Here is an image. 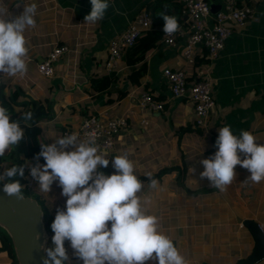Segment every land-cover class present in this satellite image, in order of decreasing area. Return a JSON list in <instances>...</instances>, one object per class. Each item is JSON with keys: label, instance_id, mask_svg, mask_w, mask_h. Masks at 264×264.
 <instances>
[{"label": "crops", "instance_id": "crops-1", "mask_svg": "<svg viewBox=\"0 0 264 264\" xmlns=\"http://www.w3.org/2000/svg\"><path fill=\"white\" fill-rule=\"evenodd\" d=\"M162 1L179 2L109 0L104 17L92 22L85 20L90 0H0V17L8 19L21 14L28 4H36L35 24L24 31L26 71L11 76L0 71V96L6 95L8 110L12 107L25 113L37 106V113L44 115L38 117L43 139L49 144L63 137L65 130L76 129L90 114L102 122L116 115L125 117L128 128L115 138L111 150L103 151L96 145L109 160L98 170L115 172L112 157L127 153L142 184L137 195L143 210L157 216L160 230L173 240L187 264H238L254 246L243 221L254 219L264 231V180H248L249 170L237 164L232 182L221 191L200 175L204 170L201 161L213 158L218 130L226 124L235 135L248 130L257 143L264 144V0H239L253 7L254 15L242 27L228 23L232 33L218 58L210 60L206 50L197 47L195 61L189 63L182 55L185 37L174 46L159 37L150 42L147 71L140 82L130 80L129 67L122 60L114 72L116 81L96 89L104 82L101 78L113 73L106 67L111 41L136 23L141 11H148L152 18L153 14L167 13ZM213 1L217 5L221 2ZM184 22L183 16L180 26L184 27ZM163 28L157 30L162 32ZM58 45L68 50L55 63V73L41 75L37 64ZM167 67L183 69L189 86L204 73L210 75L215 103L206 128L195 125L194 103L187 95L172 96L163 74ZM121 92L125 94L118 98ZM143 92H150L163 108H142L139 100ZM79 143L65 150H73ZM22 152L34 155V147L25 146ZM240 155L243 159L244 154ZM152 179L157 181L156 187L151 186ZM29 183L33 191L38 179L34 177ZM37 191L47 199L46 192ZM0 264L16 263L5 253L0 254ZM77 264H83L79 256ZM145 264L157 261L153 257ZM256 264H264V257Z\"/></svg>", "mask_w": 264, "mask_h": 264}, {"label": "clouds", "instance_id": "clouds-1", "mask_svg": "<svg viewBox=\"0 0 264 264\" xmlns=\"http://www.w3.org/2000/svg\"><path fill=\"white\" fill-rule=\"evenodd\" d=\"M90 3L91 10L85 20L94 22L103 18L109 0H90ZM35 11L36 4L31 3L14 19L0 17V71L10 76L26 71L24 31L26 26L35 24ZM162 17L165 33L178 29L175 16L162 14ZM24 115L32 118L31 112ZM23 135L24 129L0 105V156ZM94 136V131L89 133L90 138ZM75 141L76 134L72 133L55 143L42 144L38 155L45 163L31 168V175L38 179L42 192H48L58 180L62 195L66 196L64 209L56 212L50 225L55 247L46 250L51 260L45 259L44 264H63L66 239L83 264H145L153 257L157 264H187L173 240L160 230L157 216L143 210L137 195L142 184L128 154L114 155L112 165L116 171L105 174L98 166L106 167L109 160L98 152L96 144L90 139L76 144L73 150H65ZM215 143L217 151L213 158L201 161L204 170L200 173L215 187L222 191L232 182L237 164L249 170L248 180L254 183L264 180V144L257 143L252 132L242 130L237 136L226 124L219 128ZM240 153L244 154L243 159ZM17 174H24L23 167L13 165L6 171L8 177ZM150 184L156 187L157 181L152 179ZM2 188L9 195L22 196L19 180L4 183Z\"/></svg>", "mask_w": 264, "mask_h": 264}, {"label": "built area", "instance_id": "built-area-1", "mask_svg": "<svg viewBox=\"0 0 264 264\" xmlns=\"http://www.w3.org/2000/svg\"><path fill=\"white\" fill-rule=\"evenodd\" d=\"M182 3V15L185 17L184 27L180 26L173 33H161L162 41L168 46H174L179 39L185 37L182 55L189 63L195 61L194 50L202 47L207 52V57L214 60L219 57L224 48L226 39L231 35L232 28L229 22H234L242 27L253 17L254 8L241 3L239 0H221L220 8L212 12L213 0H177ZM218 4V3H217ZM153 26V19L146 10L137 16V22L131 24L109 46V56L106 67L109 72H116L123 60L124 50L133 46L139 36ZM68 47L55 46L38 64L37 69L43 76L50 77L55 73L54 65ZM163 74L167 79L172 96L187 95L194 103V123L199 128H206L207 117L215 101L211 95V77L204 73L192 86H189L183 69L165 68ZM139 104L149 110H161L163 103L157 101L150 92H143ZM147 123V121H144ZM128 128L127 120L123 116H113L102 122L96 114L84 117L76 129H67L63 137L76 134V141H89L98 145L101 150L109 151L113 148L115 138L121 131ZM95 132L94 137L89 133ZM31 187V183L26 185Z\"/></svg>", "mask_w": 264, "mask_h": 264}, {"label": "trees", "instance_id": "trees-1", "mask_svg": "<svg viewBox=\"0 0 264 264\" xmlns=\"http://www.w3.org/2000/svg\"><path fill=\"white\" fill-rule=\"evenodd\" d=\"M162 6L164 9L166 8V12H160L159 14H153V26L151 29L144 31L136 41V43L128 47L124 50L123 61L126 66L129 67L128 77L133 83L140 82V80L144 77L147 68H146V56L150 50V42L161 37V31L157 30L158 27L164 26V20L162 14L173 15L176 17L178 21V26L182 23L183 15L182 8L183 5L181 2L168 3L162 1ZM162 9V7H161ZM103 80V84H98L96 89L102 90L107 86H110L112 83L116 81L115 73H111L108 76L101 78ZM125 92H121L118 95V98H121ZM6 95L3 93L0 96V105L8 108V100L5 98ZM38 107L32 105L29 109L25 111L32 113V118L28 119L22 111H16L14 108L10 107L9 114L10 118L16 120L20 127L24 129V135L21 140L15 144L10 145V151L7 154H3L0 156V184L7 183L11 180H19L22 185L21 192L25 196H31L36 198V200L40 203L43 209V219L46 225V231L50 234V236L54 235L53 230L50 225L54 220L55 214L58 210H62L63 208H49L46 205V199L38 194L33 196V191L28 188L26 185L33 179L34 177L31 175V168L33 167H41L45 161L42 156H39L38 153L41 151L42 144H49L45 139H43V126L39 123V116H44L43 113L41 115L37 113ZM25 146H33L34 147V155H24L22 149ZM16 165L18 168L23 167L24 174L21 176L17 174L14 177H8L6 175V171L8 168ZM103 169H101L102 171ZM172 171L171 169H165L159 174ZM66 249V248H65ZM67 251V250H66ZM7 254L9 256L14 257V262L17 264V259L15 255V251L13 248V243L8 231L0 225V254ZM63 264H68L66 259H63Z\"/></svg>", "mask_w": 264, "mask_h": 264}, {"label": "water", "instance_id": "water-1", "mask_svg": "<svg viewBox=\"0 0 264 264\" xmlns=\"http://www.w3.org/2000/svg\"><path fill=\"white\" fill-rule=\"evenodd\" d=\"M220 5L211 4L212 12ZM0 184V225L12 240L18 264H44L48 258L44 248V219L40 203L31 196L9 195ZM243 224L250 231L254 246L238 264H256L264 257V231L254 219H245Z\"/></svg>", "mask_w": 264, "mask_h": 264}, {"label": "rangeland", "instance_id": "rangeland-1", "mask_svg": "<svg viewBox=\"0 0 264 264\" xmlns=\"http://www.w3.org/2000/svg\"><path fill=\"white\" fill-rule=\"evenodd\" d=\"M60 187L61 186L59 185L58 180L54 181L51 184L49 191L46 192V195H47L46 205H47V207L52 208V209L60 207V208L64 209L66 199H60L59 198V196L62 197V190L61 191L58 190ZM37 188L40 191L39 181H38V185L36 186V189L33 190V196L37 195V192H38ZM44 229H45V231H44V248L46 251L49 248H54L55 245L51 239L52 236H50V234L46 231L45 221H44ZM64 246L67 250L65 259L68 262V264H77L78 254H77L76 250L71 247L70 241L68 242V240L66 239L64 241ZM46 254H47V251H46ZM49 259L51 260V258H49Z\"/></svg>", "mask_w": 264, "mask_h": 264}]
</instances>
